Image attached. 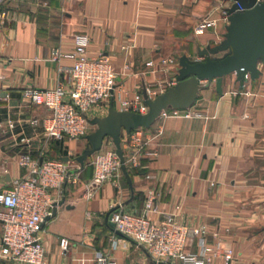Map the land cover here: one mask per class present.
Segmentation results:
<instances>
[{"label":"crops","instance_id":"0c3cea01","mask_svg":"<svg viewBox=\"0 0 264 264\" xmlns=\"http://www.w3.org/2000/svg\"><path fill=\"white\" fill-rule=\"evenodd\" d=\"M230 0H5L0 20V190L10 189L27 171L18 166L21 155L32 159L68 157L74 184L62 192L50 190L54 203L64 198L54 217L39 230L45 264H153L144 248L117 236L105 222L114 207L141 213L148 192L155 197L157 223L167 216L188 228H204L209 247L219 243L233 251L229 264H264V54L255 62L256 77L241 84L235 73L224 76L222 95L215 82H200L192 106L202 117L168 119L163 133L146 149L141 166L121 173L120 191L106 181L92 191L90 165L78 169L67 152L71 143L43 136L47 111L23 102L24 88L53 90L66 83L60 67L70 59L52 61L51 51H73V38L86 35L89 58L102 54L117 74L107 102L94 107L89 120L107 115L110 103L130 98L158 83L177 81L191 63L204 61L199 53L225 40L228 25L222 11ZM211 13L214 29L194 27ZM225 53L211 56L222 59ZM174 58L166 71L148 68L149 62ZM125 67L129 70L124 71ZM14 123L10 131L7 122ZM123 139V135L121 136ZM109 148L112 143H104ZM78 157V156H77ZM75 161L78 166L70 165ZM65 163V162H64ZM52 212V210H51ZM67 239L66 251L60 240ZM197 239L187 248L197 250ZM0 264H13L0 258ZM212 264H224L214 259Z\"/></svg>","mask_w":264,"mask_h":264},{"label":"built area","instance_id":"2783aa9c","mask_svg":"<svg viewBox=\"0 0 264 264\" xmlns=\"http://www.w3.org/2000/svg\"><path fill=\"white\" fill-rule=\"evenodd\" d=\"M4 1L0 0V20L6 16ZM239 11L242 10L239 8ZM222 19L227 23L226 9L222 11ZM216 23L210 13L198 22L194 31L197 33L204 29H214ZM89 43L86 35H76L73 38L72 53L64 54L58 49L51 51L52 61H73L70 67H60V72L66 75L65 84L60 83L53 90L28 87L21 92L23 102L47 111L41 122L43 136L47 139L75 142L84 138L90 126V110L107 102L111 91L116 88L117 74L110 61L102 54L89 58ZM146 66L156 71H166L176 66V60L160 59L156 63L149 62ZM128 70L129 67L124 68V71ZM249 80L250 77L246 74L244 83ZM175 83L176 81H171L147 87L146 95L149 99H154ZM118 103L119 111L145 114L148 110L140 93L130 98H121ZM197 117L202 116L192 107L186 110L166 108L160 112L157 121L150 128H138L123 134L121 149L126 168H139L143 155L156 156L155 153L145 154V149L162 135L164 121ZM7 127L12 131L15 126L12 121H8ZM42 157L43 153L40 154L41 160L21 155L18 166L26 169L25 178L15 180L10 189L0 190V258L13 264H45V248L39 238V230L52 213L54 201L49 191L61 193L66 182H76L75 175L69 172L66 163L60 159ZM89 164L92 168L90 191L99 188L106 181H111L117 191H120V161L115 148L103 145L92 156ZM154 201L155 197L148 192L141 213H127L120 207L111 213L109 222L120 233L119 237L133 241L143 247L152 260L166 264H212L216 258L229 264L234 260L231 249L224 248L219 243L213 247L206 244L203 227H185L173 216H167L160 223L152 221L149 214L157 212ZM194 239L198 240L197 250L188 251L187 248ZM59 245L62 251H66L69 241L61 239ZM96 259L101 264H106V258L102 254L97 253Z\"/></svg>","mask_w":264,"mask_h":264},{"label":"water","instance_id":"95a60500","mask_svg":"<svg viewBox=\"0 0 264 264\" xmlns=\"http://www.w3.org/2000/svg\"><path fill=\"white\" fill-rule=\"evenodd\" d=\"M231 6L227 10V26L225 40L213 48L204 49L199 53L204 61L191 63L177 76L173 86L167 88L164 93L149 99L145 90L142 92L144 102L148 108L145 114L131 111L116 110L111 102L107 115L95 117L89 120V124L95 129L86 135V146L81 154L75 158L79 168L82 169L92 156L101 150L104 141L109 139L115 148V153L120 161V170L131 187V180L124 164L121 149L122 133H130L138 128L148 129L158 119L160 112L166 108L186 110L196 102L200 92V82H215V90L222 95V81L224 76L235 73L241 84L245 75L250 79L256 77V59L264 54V0H230ZM239 8L242 11H239ZM228 52L223 59H214L211 56ZM112 94V91H111ZM62 162H68V157L60 158ZM64 198L53 204L51 216L47 217L43 224L56 214L57 207L62 206ZM118 207L112 208L105 214V222L112 231L114 225L109 222L111 213ZM153 264H166L161 261H153Z\"/></svg>","mask_w":264,"mask_h":264},{"label":"rangeland","instance_id":"374dc122","mask_svg":"<svg viewBox=\"0 0 264 264\" xmlns=\"http://www.w3.org/2000/svg\"><path fill=\"white\" fill-rule=\"evenodd\" d=\"M225 53V55L226 54H228V52H224ZM225 55H223V56H225ZM224 57H222V59H223ZM95 129V127L94 126H89V129H88V134L89 133H91L93 130ZM87 134V135H88ZM123 134H125L124 132L122 133V135ZM111 143V141L109 140V139H107V140H105L104 141V143H106V144H108V143ZM71 143V149L68 151L67 150V152H69L70 154H67L66 156H69L70 158H71V160L72 159H74L75 157H77V156H79L80 154H81V152L84 150V148H85V146H86V140L84 139V138H82V139H80V140H78V141H75V142H70ZM104 145V144H103ZM91 160H88L86 163H85V166L86 165H90L89 164V162H90ZM73 163H71L70 165H72L73 167H75V166H78L77 164H76V162L75 161H72ZM79 167V166H78ZM78 169H80V168H78Z\"/></svg>","mask_w":264,"mask_h":264}]
</instances>
